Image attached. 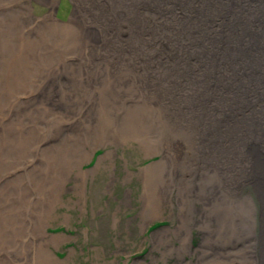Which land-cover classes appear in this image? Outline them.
<instances>
[{"label":"rangeland","instance_id":"374dc122","mask_svg":"<svg viewBox=\"0 0 264 264\" xmlns=\"http://www.w3.org/2000/svg\"><path fill=\"white\" fill-rule=\"evenodd\" d=\"M101 5L98 0H0V35L12 32L9 48L17 50L27 41L30 57L32 50L41 53L34 55L41 58L40 65L27 60L16 68L22 71V82L7 81L16 54L0 46V264H154L152 258L160 256L163 247L157 244V232L181 224L191 228L192 243L196 241V221L176 220V204L175 214L158 210L138 223L142 183L137 175L151 179L155 190L169 180L161 179V167L175 175L170 163L180 160H161V147L171 131L161 110L170 91L161 88V74H154L161 71V53L149 68L142 59L129 57L125 32L114 31L113 38L104 40L108 22L91 14ZM11 14L17 26L8 31L4 23ZM75 16L76 27L71 26ZM91 21L96 22L94 29L87 28ZM32 74L37 77L29 83L25 76ZM224 95L223 89L219 102ZM133 132L139 134L137 139ZM126 134L134 139L123 143ZM108 153L112 156L104 158ZM188 158L195 163L187 162L192 171L190 188L183 190L191 194L186 216L191 218L209 200L219 202L217 226L209 223L207 231L221 241L238 242L217 264H263L252 236L242 227L246 206L212 197V187L221 191L222 186L204 171L210 163ZM54 191L51 203L47 195ZM237 206L239 220L229 222L222 211ZM117 224H127L129 233L119 236ZM215 251L207 249L208 258ZM43 254L48 259L41 258Z\"/></svg>","mask_w":264,"mask_h":264},{"label":"bare ground","instance_id":"6f19581e","mask_svg":"<svg viewBox=\"0 0 264 264\" xmlns=\"http://www.w3.org/2000/svg\"><path fill=\"white\" fill-rule=\"evenodd\" d=\"M107 1L102 4V0H98L101 8L91 9V14L95 12L108 22L104 40L109 36L113 38L114 31L125 32L129 57L142 59L149 68L157 63L161 53V71L156 69L154 74H161V88L170 91L161 112L162 116L167 114L171 122L168 142L161 147V160L167 162L166 158L170 157L171 161L177 156L180 159L170 163L176 167L175 175L167 166L161 167V179L169 178L166 186L159 184L152 190L153 181L143 179L142 173L137 175L142 183L138 223L152 218L158 210L175 214L176 204V220L181 223L185 219L196 221L198 227L194 229L195 243H192L189 226L181 224L175 230L158 231L157 244L163 247L161 255L155 260L152 258V263L217 264L237 246V240L221 241L216 233L207 231L209 223L217 226L218 219L214 216L221 214L219 202L209 200L207 206L200 208L199 205L191 218L186 216L190 211L187 198L191 194L184 191L190 186L192 171L187 162L195 163L189 155L197 160L206 158L210 163L204 171L210 172L222 186L221 191L216 189L219 186L212 187V197L227 199L232 205L242 201L246 206L247 221L242 227L246 235L252 236L264 262V0ZM108 4H111L110 10ZM7 17L4 24L11 31L17 26L15 16ZM45 20L52 23L49 16ZM76 21L77 16L72 19L71 26L76 27ZM97 22L102 25L100 20ZM95 24L91 21L87 28L94 29ZM43 25L42 21L41 27ZM6 32L0 35V46H4L6 53L16 54V63L9 66L11 76L7 73V81L22 82V71L16 68L27 65V60L40 65L41 58L36 57H41V53L35 54L32 50L30 57L31 44L27 41L18 44L17 50L9 48L13 46L10 43L12 32ZM40 43L35 42V45ZM100 57L106 58L103 54ZM12 70L18 74H12ZM35 77L37 74L26 75L25 79L33 82ZM83 79L89 80V77ZM223 89L225 95L219 102L217 95ZM168 130L164 125V137ZM133 133L137 139L139 134ZM133 139L131 134H126L121 140L125 143ZM110 156L112 154L108 153L104 158ZM144 174L149 175L147 171ZM173 189H177V193ZM55 196V191L48 194L49 202L52 203ZM238 211L239 206L222 212L229 222H236ZM116 222L113 221V228ZM117 228L122 229L118 231L119 236L123 231L129 233L127 224L122 227L117 224ZM211 247L216 251L208 258L206 250L210 251ZM46 256L43 254L41 258ZM241 259L246 262L244 257Z\"/></svg>","mask_w":264,"mask_h":264}]
</instances>
